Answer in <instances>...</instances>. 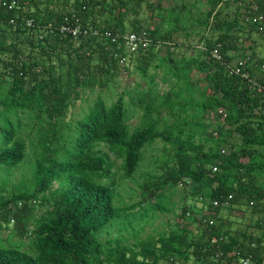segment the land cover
<instances>
[{
    "label": "trees",
    "instance_id": "1",
    "mask_svg": "<svg viewBox=\"0 0 264 264\" xmlns=\"http://www.w3.org/2000/svg\"><path fill=\"white\" fill-rule=\"evenodd\" d=\"M13 1L17 6L9 9ZM242 1L243 6L236 0H212L211 7L206 12L199 11L200 17L195 18L206 32L213 29L215 36L200 35V43L193 48L206 54L205 61L194 57L177 76L179 79L186 76L187 89L193 94L194 87L202 96L197 106L191 108L193 117L214 111L222 123L211 132L205 128L203 138L206 135L205 140L212 144L206 152L197 149L192 157L196 168L190 172L186 169L185 164L191 162V157L186 155L177 173L171 172L172 169L166 171L169 182L166 179L161 185L155 182L151 192L155 196L169 185L187 189L197 181L192 193L198 197L199 215H194L198 221L197 233L188 235L184 222L188 221L187 214L193 213L184 207L179 215L183 223L181 234L135 245L106 246L100 242V231L136 207L115 205L116 182H103L111 176L112 164L97 149L98 145L104 144L121 156L123 175L131 177L145 147L160 139L172 143L178 134L159 131L157 119L131 131L124 97L108 105L101 96L107 84L104 80H95L90 71L91 61L98 55L101 65L97 71L103 78L111 74L108 66H119L115 53L129 56V62L138 59L144 63L154 53L174 49L182 43L171 41L169 31L158 35L157 23L148 27L141 24L138 18L143 4L152 11L156 9L149 0H0V171L18 168L26 161L29 154L26 137H33L30 144L34 158L33 194L24 190L6 198L0 192V229L11 224L17 239L30 238L33 233L29 234L28 221L36 195L41 194L51 207L33 234L32 253L17 247H0V264H237L240 256L249 252L262 263L264 53L259 54L252 46L256 36H264V31L260 33L248 18L254 14L264 18V2ZM220 4L235 6L234 17H224L217 10ZM185 5L171 8L170 12H179V16L173 18V24L170 22V32L180 29ZM252 5L258 9H251ZM189 11L191 15L192 9ZM150 16L153 17L151 11ZM131 17H134V29L127 31ZM165 22H169L168 14ZM181 22H185L183 18ZM63 25L79 26L82 33L77 38L64 35L60 31ZM96 30L97 36L93 35ZM142 30L148 31L155 42L164 44L158 49L151 45L147 50L129 55L113 37L105 35ZM214 49L219 50L221 60L211 55ZM241 60L249 79L229 72L228 67ZM195 69L206 75L203 91L196 87V80L190 79L195 76ZM255 81L263 86L262 91L253 86ZM86 87H97L99 95L81 119L66 123L68 107L80 98L81 88ZM163 96L165 99L159 102L158 93L147 92L137 97L136 102L146 111L145 117L153 111L160 114L161 108L180 111L169 92ZM220 110L225 117L219 114ZM237 136L240 142L234 143ZM195 149L190 140L178 143V151L183 154ZM215 165L219 170L211 175ZM229 195L233 198L228 205H213L215 200L223 202ZM210 213L214 220L211 225ZM230 213L239 218L246 213L253 215V227L257 231L251 227L234 230L228 217Z\"/></svg>",
    "mask_w": 264,
    "mask_h": 264
},
{
    "label": "rangeland",
    "instance_id": "2",
    "mask_svg": "<svg viewBox=\"0 0 264 264\" xmlns=\"http://www.w3.org/2000/svg\"><path fill=\"white\" fill-rule=\"evenodd\" d=\"M149 1L156 6V9L152 11L143 4L138 18L141 24L144 27H148L149 24L155 26V23H157V27L159 24L158 35L169 31L172 35L171 41L175 43L180 42L183 45L174 49L171 47L165 48L164 52L162 51L163 53L158 51V53H154L151 59L144 60V63L138 61V59H131L125 68L108 66L111 74L105 75L103 78H100L97 71V67L101 65V62L98 55H95L91 61L90 71L95 80L101 79L106 82V88L101 93V96L106 100L108 105L124 97L123 99L129 110L127 122L131 131L139 130L150 120L157 119L159 131H171L173 132V136L178 134V138H175V141L172 143L160 139L151 146L145 147L137 170L131 177L123 175V158L121 156L116 155L104 144L98 145L97 149L101 154L107 155L112 164V174L108 179H104L103 182H110L111 180L116 182L115 205L120 208L131 207L132 205L136 207L119 216V218L100 231V242L106 246L109 244L113 246L135 245L141 241L158 239L162 236L169 237L173 233L181 234L183 223L179 215L184 207L192 209L193 213L190 218L187 217L188 221L184 222L190 232L188 235L197 233L198 221L194 217L199 215L196 206L198 197L192 194L195 191L194 186L198 183L197 181L194 185L188 186L187 189H183L179 185H169L161 188L155 196H152L151 192L155 182H159L160 185L164 179L169 182L166 171L172 169L171 172L177 173L178 167L182 161L184 162L186 155L191 157V162L185 164L186 169L190 172L196 168V163L192 159L193 155H196L198 148L206 152L212 144L209 140H205L206 135L203 138L205 128L207 127L208 132H211L217 125H221L222 123V119L215 115L214 111L203 112L202 116L193 117L191 108L197 106V102L202 99V96H200V92H196L197 89L194 87L193 94L187 89L189 81L186 76L182 75L183 77L180 79L177 76L178 72L183 70L194 57H198V60L201 61H205L206 59L205 53L198 52L199 50H194L193 47L200 43L199 37L201 34L207 33L208 37H210L212 35L215 36V33L213 29L206 32L205 29L200 27L195 18L200 17L199 11L206 12L211 7V0H199L197 3H194L193 0H174V2L173 0ZM248 1L251 2L253 0ZM262 1L264 2V0ZM181 3L186 4V11L183 12L184 15L181 17L179 27L180 29L181 27H190L170 32V25L174 23L173 18L179 16V12H170L171 8ZM190 9H192L191 15H189ZM217 10L221 11L220 13L226 18L227 16L232 18L236 14V7L231 4H220ZM150 11L153 15L152 18ZM167 14L169 22H165ZM182 18L185 21L183 24L181 22ZM132 19L134 17H131L130 23H127V31L134 29ZM256 37L253 43L257 42L258 45L251 43L253 44L252 48L254 47V49L257 48L258 50L261 47L264 53V36L260 35ZM195 51L197 52L194 53ZM195 71V76H192L190 79L191 81L196 80V87L200 91H203L206 87V75L201 70L195 69ZM147 92L152 94L158 93V97H160L159 102L165 99L164 93L169 92L172 102L176 105L177 101L180 106V111L175 112L171 109L161 108L160 114L153 111L152 115L149 114L145 117L143 114L146 111L138 105L136 98L144 96V93L146 94ZM98 95L99 90L97 87L93 89L87 87L81 88L80 98L76 99L66 111V123H73V121L81 119L85 112L88 111V108L93 105ZM179 100L181 101L180 103ZM186 100L189 101V104H184ZM131 101L133 104H131ZM31 138L33 137L25 138L29 153L26 161L18 168L0 171V192L3 197L7 198L12 194H19L24 190L28 194H33L32 175L34 158L32 157L30 144ZM188 140L194 144L196 149L183 154L181 151H178V143ZM227 140L232 141V137H228ZM212 142L214 141L212 140ZM233 142L239 143V136ZM200 144L203 147H200ZM184 146L188 147L189 145ZM186 177H189V180L192 179L191 176ZM41 196V194H37L34 198L35 200L31 203L33 212L28 221L29 234H34L41 219L47 215V212L51 208L50 203L45 202ZM230 214L228 217L234 230H247L249 227L254 229L253 223L255 217L253 215L249 213L247 215L246 213V215L239 218V216ZM11 227L12 225L10 224L9 227L0 229V247H17L32 253L33 234L30 238L19 240L13 235ZM253 231L256 232L257 230L254 229Z\"/></svg>",
    "mask_w": 264,
    "mask_h": 264
},
{
    "label": "built area",
    "instance_id": "3",
    "mask_svg": "<svg viewBox=\"0 0 264 264\" xmlns=\"http://www.w3.org/2000/svg\"><path fill=\"white\" fill-rule=\"evenodd\" d=\"M239 6H243L244 2L242 0H236ZM17 6V3L15 1H13L10 5H9V9H13ZM253 10H257L258 6L257 5H252L250 7ZM249 20L252 21V23L254 24V26L256 27V29L262 33L264 31V18L263 16H257V15H252L248 18ZM11 23H14V20L11 21ZM31 24L30 21H28V25ZM82 28L77 26V27H72V26H67V25H63L61 28V33L64 35H72L73 37L77 38L79 37V35L82 33ZM86 30L83 31L84 34H86ZM93 35H99V31L96 30L93 32ZM107 37H113L114 42L121 44L123 46V48L126 50L127 53H129V55L131 54H136L139 51H144L147 50L149 46L151 45H155V47L158 49L160 46H162L164 43L161 41H154V39L151 37V34L146 31V30H142L138 33L135 32H129L126 33L124 35L121 34H117L115 36H111L110 33H106L105 34ZM204 49V48H203ZM211 55L213 57H215L218 60H221L222 56L219 53L218 49H214L211 52ZM114 59L117 61L118 65L121 68H125L128 66L129 63V56H120V54L115 53L114 54ZM244 65V61L241 60L238 62V64L228 67L230 74H236V75H240L242 78L244 79H249V74L247 72H244L242 67ZM253 86L258 90V91H262L263 90V86L260 83H257L256 81L254 82ZM219 114H222L223 117H225L224 112L222 110L219 111ZM217 135V133H216ZM222 154H226V150H222ZM219 170L218 165H215L212 167V172L211 175L215 174L217 171ZM188 184H190V181H187ZM233 198L232 195H229L227 199H225L223 202H221L222 200H215L213 202V205L219 206L221 204L223 205H228L229 204V200H231ZM200 204V203H199ZM192 214L188 213L187 216L190 217ZM208 215V213H207ZM214 215V213H213ZM211 218V213L210 216ZM206 221V220H204ZM214 220L211 218L209 220V224H213ZM216 242V241H213ZM252 248L255 247V244L251 245ZM237 264H260L254 257V253L253 252H249L246 253L244 255H241L239 258V262ZM264 264V257L262 260V263Z\"/></svg>",
    "mask_w": 264,
    "mask_h": 264
},
{
    "label": "crops",
    "instance_id": "4",
    "mask_svg": "<svg viewBox=\"0 0 264 264\" xmlns=\"http://www.w3.org/2000/svg\"><path fill=\"white\" fill-rule=\"evenodd\" d=\"M212 1V0H211ZM253 39H254V37H253ZM261 44V43H260ZM183 45V44H182ZM256 45H257V42H256ZM261 50V51H260ZM256 51L259 53V54H261L262 55V53H263V49L260 47L258 50H257V48H256ZM224 216V218L226 217L225 215H223ZM228 221H230V220H228ZM231 225V223L230 222H228V226H230Z\"/></svg>",
    "mask_w": 264,
    "mask_h": 264
}]
</instances>
